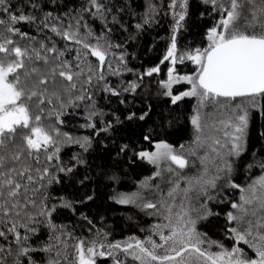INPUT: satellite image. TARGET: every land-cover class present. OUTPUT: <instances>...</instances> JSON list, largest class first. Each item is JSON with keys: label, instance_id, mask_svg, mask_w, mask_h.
I'll return each instance as SVG.
<instances>
[{"label": "snow or ice", "instance_id": "1", "mask_svg": "<svg viewBox=\"0 0 264 264\" xmlns=\"http://www.w3.org/2000/svg\"><path fill=\"white\" fill-rule=\"evenodd\" d=\"M257 115L264 0H0V264H264ZM109 203L154 222L113 241Z\"/></svg>", "mask_w": 264, "mask_h": 264}, {"label": "trees", "instance_id": "2", "mask_svg": "<svg viewBox=\"0 0 264 264\" xmlns=\"http://www.w3.org/2000/svg\"><path fill=\"white\" fill-rule=\"evenodd\" d=\"M74 0H66V3L71 6L73 4ZM143 3V0H135L136 5H140ZM139 10V9H138ZM198 11L196 10L195 5L193 6V15L191 20L189 21L190 25V34L185 37V39H192L193 36H195L197 39L199 38L200 33L203 32V29L206 26H209L211 24V20L207 17H205L203 20L198 19ZM167 35V24L162 23V26L158 29L153 30L150 34L145 36L142 40V47L140 51L141 59L143 60V63L145 65H149L151 63L158 62L159 56L162 54V50L164 48V43L159 42L156 45L155 52H147V49L152 46L153 38L155 37L158 41L160 37H163ZM183 42V41H182ZM135 47V46H133ZM133 49L130 48L129 51H132ZM139 61H132L130 66H138ZM191 67V66H189ZM126 79H131V75H126ZM113 82H116L115 78H112ZM104 101L101 100V104H103ZM115 101H113V104ZM155 104V101L153 102ZM163 105L159 107L154 108L153 112V118H156V113L161 111V108ZM186 107L190 108V104L186 105ZM151 122V121H150ZM260 124L261 121L259 119V116L257 115L253 126L250 130V140H249V151L247 153L246 159L251 157V154L253 151H258L262 144H264V141L260 140L258 136V132L260 131ZM170 138L174 142H181L184 139L188 138L187 130L181 131L180 129L174 128L170 130ZM65 155H68L66 152ZM139 175H147L149 174L146 170L140 169L138 170ZM258 174V170L256 172ZM121 190L129 191L132 190V185L130 182L126 181L125 184L122 186ZM52 195H61L63 194L62 189L60 186H54L51 190ZM98 204L102 205V199L101 201H98ZM97 205H91L90 208L95 211ZM84 210V209H82ZM216 210V209H214ZM134 210L125 207V206H118V205H109L102 206L101 207V214L105 215L107 217V223L111 226V239L114 240H121L124 239L127 236L130 235H138L141 238H143V234L139 232V227H137L136 221H140V226L146 227L147 224L151 223V219L144 216L143 214L133 215V221H128L126 219V215L133 214ZM64 222L65 223H72L75 221V217H71L70 214L65 213L64 214ZM98 220V217H97ZM202 230H208L209 234L213 236L214 239L220 238L218 233L214 229H202ZM86 231V229H85ZM77 234H80V229H77ZM41 239L44 238L42 235L40 237ZM98 264H111V261L106 259H98Z\"/></svg>", "mask_w": 264, "mask_h": 264}, {"label": "rangeland", "instance_id": "3", "mask_svg": "<svg viewBox=\"0 0 264 264\" xmlns=\"http://www.w3.org/2000/svg\"><path fill=\"white\" fill-rule=\"evenodd\" d=\"M165 70H166V69H165ZM216 210H217V209H216ZM152 222H154L153 219H151V223H152ZM157 240H158V238H157ZM225 243L228 244V245L230 246V242L225 241Z\"/></svg>", "mask_w": 264, "mask_h": 264}]
</instances>
